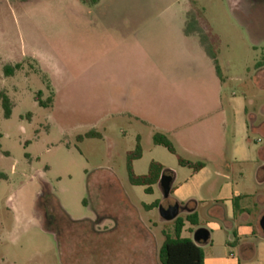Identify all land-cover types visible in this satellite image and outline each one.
Wrapping results in <instances>:
<instances>
[{"label":"rangeland","instance_id":"rangeland-1","mask_svg":"<svg viewBox=\"0 0 264 264\" xmlns=\"http://www.w3.org/2000/svg\"><path fill=\"white\" fill-rule=\"evenodd\" d=\"M188 24L199 32L187 33ZM181 33L197 39L189 54ZM211 52L221 68L211 98L228 111L221 163L229 169L238 140L236 110L248 105L255 112L264 103L257 70L264 55V0H0V91L13 104L8 117L0 99V264H162L160 247L175 220L163 219L159 206L175 202L160 183L147 193L130 182L128 153L141 136L136 173L146 174L156 160L166 174L179 171L183 181L192 171L155 143L160 132L178 155L214 163L211 144L193 148L167 132L162 120L187 104L193 89L207 87ZM187 55L195 62L183 61ZM175 57L180 63H169ZM18 63L21 69L7 76L5 66ZM90 131L99 134L86 137ZM249 137L252 184L263 192L264 135L250 130ZM232 167L221 187L240 181L242 167ZM156 201L158 207H146ZM254 203L253 215L260 211ZM186 210L182 206L180 215ZM216 222L207 214L200 225L216 230ZM226 236L216 232L217 243L205 248L208 264L237 262L220 244Z\"/></svg>","mask_w":264,"mask_h":264},{"label":"crops","instance_id":"crops-1","mask_svg":"<svg viewBox=\"0 0 264 264\" xmlns=\"http://www.w3.org/2000/svg\"><path fill=\"white\" fill-rule=\"evenodd\" d=\"M180 36L185 42L187 53L189 54V48L193 47L197 39L195 36L186 33H181ZM133 37L136 39L138 36ZM190 59L192 62H195V59L189 57V55L182 60L188 63ZM211 60L207 59L208 66L203 75V82L207 87H204L201 92L193 89L191 93L194 95L188 103L185 104L183 102L179 107L171 110V113L169 112L167 115H164L162 120L167 132L174 133L193 148H198L200 145L202 147L204 144H211L213 149L208 155L211 156L214 163L209 164V162L202 160L193 161L185 158L193 162L202 161L204 162V166L194 169L189 166H182L179 163L182 167L190 168L192 172H187V176L183 181L179 180V171L175 170L171 174L173 182L170 196H172L174 202H179L181 206L186 207V215L191 213L198 214L199 225L197 229L205 227L210 231L209 241L200 244L194 240V233L197 229H193L189 222H186L184 227L183 236L190 237L195 243L201 245L204 252L205 248L217 243L214 238L216 232L219 234L226 232L227 236L220 244L230 248L229 252L232 258L237 257V262L231 261L230 264H243V262L245 264H264V230L261 226V219L264 215V191H254V184H252L254 181V145L249 143L250 130H253V132L258 131L264 135V103L258 110L255 109V112L254 108H249L248 105H240V108L236 110V135L238 136V140L233 150L232 162H234L233 165L242 167L239 171L241 178L240 181L226 182L221 187L222 174L232 171L233 165L231 164L229 169H227L221 163V150L225 142L224 130L226 129L228 111L221 105L219 98L218 100L211 98L212 95L209 90L211 82H214V84L221 82L215 61L213 58ZM169 63L179 64L180 59L179 57H175L174 61L171 59ZM257 70L260 80H262V84L264 85V65ZM137 72L140 73L139 75H142L141 72ZM131 75L133 76V74ZM131 75L129 76L130 80ZM133 84H137L144 91L142 84ZM173 92H178L177 88ZM199 93L202 94V98L197 96ZM259 157L264 161V146L259 150ZM249 166H252V169L246 168ZM262 169H264V165L259 167L260 171ZM258 183L264 186L263 180L258 181ZM251 199H254V204L260 207L258 214L254 213L255 215H253L250 212ZM207 214L217 220L215 223L216 230L203 224L200 225V222L202 223V215ZM186 228L191 229V234L184 235ZM258 241L260 242L257 243ZM208 263L209 259L205 252V264Z\"/></svg>","mask_w":264,"mask_h":264},{"label":"trees","instance_id":"trees-1","mask_svg":"<svg viewBox=\"0 0 264 264\" xmlns=\"http://www.w3.org/2000/svg\"><path fill=\"white\" fill-rule=\"evenodd\" d=\"M84 3L90 5H96L101 0H81ZM190 24L187 26V33L199 32V30H192ZM202 41L205 42V36H202ZM211 56L215 61L218 73L221 75V68L219 65L218 58L215 53L211 52ZM259 66L264 65V55L263 59L258 63ZM22 65L20 63L15 66L6 65L5 74L7 76L13 75L16 70L21 69ZM42 92H39L37 99L40 104L44 105L46 102L41 99ZM0 99L2 100L3 107L5 109L6 116L10 117L12 114V100L9 95L1 90ZM99 133L96 131H90L85 136L86 137H96ZM85 136H80V139H84ZM154 141L157 145H163L168 148L172 153L177 154L179 163L182 166H189L194 169H199L204 166V162L198 161L193 162L185 159L184 157L178 155L177 150L172 143V141L162 133H156L154 136ZM143 147L141 144V137L138 138L137 147L135 150L128 153L127 159V168L129 174V180L133 185L144 186L147 193H154V185L161 182V176L165 173V166L156 160H153L150 163L149 170L146 174H137L134 169V161L136 159L142 158ZM43 194V192H41ZM50 197L52 196L51 193ZM160 204L159 201H156L152 204L146 205L149 209L158 207ZM49 216V214H47ZM47 216L45 219V228L50 229L51 222H48ZM186 222H189L192 225H199V217L197 213L187 214L186 216L179 215L174 221V231L173 233L165 232V240L160 249V260L162 264H205V252L201 245L195 243L190 237L183 236L184 227ZM58 233L59 231H55Z\"/></svg>","mask_w":264,"mask_h":264},{"label":"water","instance_id":"water-1","mask_svg":"<svg viewBox=\"0 0 264 264\" xmlns=\"http://www.w3.org/2000/svg\"><path fill=\"white\" fill-rule=\"evenodd\" d=\"M172 182H173V176L171 174L164 173L161 176V186L164 190V196L169 197L172 193ZM160 214L163 219L166 221H172L175 220L181 213V204L179 202H176L175 204H172L168 207L163 206L160 204ZM261 226L264 230V215L261 219ZM210 239V231L205 227H199L195 233H194V240L197 243H206Z\"/></svg>","mask_w":264,"mask_h":264},{"label":"flooded vegetation","instance_id":"flooded-vegetation-1","mask_svg":"<svg viewBox=\"0 0 264 264\" xmlns=\"http://www.w3.org/2000/svg\"><path fill=\"white\" fill-rule=\"evenodd\" d=\"M175 203H176V202H175ZM170 205H172V204H170ZM170 205H169V206H170Z\"/></svg>","mask_w":264,"mask_h":264}]
</instances>
